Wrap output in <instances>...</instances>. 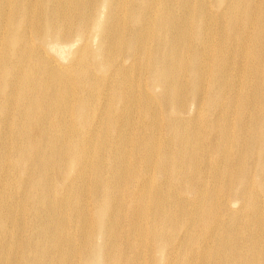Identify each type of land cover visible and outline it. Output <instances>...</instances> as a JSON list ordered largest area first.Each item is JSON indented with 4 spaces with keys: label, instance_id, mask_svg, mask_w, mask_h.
I'll return each instance as SVG.
<instances>
[{
    "label": "bare ground",
    "instance_id": "bare-ground-1",
    "mask_svg": "<svg viewBox=\"0 0 264 264\" xmlns=\"http://www.w3.org/2000/svg\"><path fill=\"white\" fill-rule=\"evenodd\" d=\"M0 264H264V0H0Z\"/></svg>",
    "mask_w": 264,
    "mask_h": 264
},
{
    "label": "rangeland",
    "instance_id": "rangeland-1",
    "mask_svg": "<svg viewBox=\"0 0 264 264\" xmlns=\"http://www.w3.org/2000/svg\"><path fill=\"white\" fill-rule=\"evenodd\" d=\"M219 1H223V0H219Z\"/></svg>",
    "mask_w": 264,
    "mask_h": 264
}]
</instances>
